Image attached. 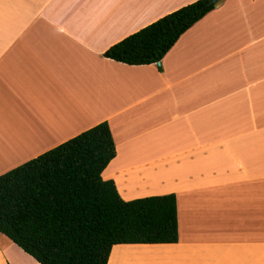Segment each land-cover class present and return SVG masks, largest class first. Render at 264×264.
Returning <instances> with one entry per match:
<instances>
[{
  "label": "crops",
  "instance_id": "obj_1",
  "mask_svg": "<svg viewBox=\"0 0 264 264\" xmlns=\"http://www.w3.org/2000/svg\"><path fill=\"white\" fill-rule=\"evenodd\" d=\"M195 1L0 0V175L108 121L104 179L125 200L177 195L179 241L108 264H264V0H220L159 63L104 55ZM5 237L0 264H40Z\"/></svg>",
  "mask_w": 264,
  "mask_h": 264
},
{
  "label": "trees",
  "instance_id": "obj_2",
  "mask_svg": "<svg viewBox=\"0 0 264 264\" xmlns=\"http://www.w3.org/2000/svg\"><path fill=\"white\" fill-rule=\"evenodd\" d=\"M219 3L185 5L104 55L129 65L159 63ZM116 155L104 121L0 175V233L40 264H108L116 245L177 243V195L125 200L116 182L103 177Z\"/></svg>",
  "mask_w": 264,
  "mask_h": 264
},
{
  "label": "rangeland",
  "instance_id": "obj_3",
  "mask_svg": "<svg viewBox=\"0 0 264 264\" xmlns=\"http://www.w3.org/2000/svg\"><path fill=\"white\" fill-rule=\"evenodd\" d=\"M183 132V131H182ZM187 136V135H186ZM178 148L179 147H177L175 150H178ZM162 177H164V176H162ZM161 178V177H160ZM161 185H155V188L157 189L158 187H160ZM138 194V192H130V194ZM139 193H141V192H139ZM144 193V192H143ZM128 195V194H127ZM128 196H133V195H128ZM144 197H146V196H144ZM139 198H141V197H139ZM136 199V198H135ZM246 217H244L243 219H242V221L244 222V223H241L240 224V228H241V236H242V240H241V244L242 245H247V241H248V239L247 238H249V234L250 233H252L253 231L252 230H249V228H252V227H254L255 225H257V227H259V225L258 224H253V223H250L249 221H247L246 219H245ZM215 223V222H214ZM214 223H212V227H214L215 225H214ZM225 222H222V226H220L221 225V223H219V224H217L218 226L217 227H220V231H217V228H215V229H210V230H207V231H215V232H218V233H223V232H227L226 231V229H227V227H228V225L225 223ZM254 229V228H253ZM6 238V237H5Z\"/></svg>",
  "mask_w": 264,
  "mask_h": 264
},
{
  "label": "water",
  "instance_id": "obj_4",
  "mask_svg": "<svg viewBox=\"0 0 264 264\" xmlns=\"http://www.w3.org/2000/svg\"><path fill=\"white\" fill-rule=\"evenodd\" d=\"M213 1H219V0H213Z\"/></svg>",
  "mask_w": 264,
  "mask_h": 264
}]
</instances>
